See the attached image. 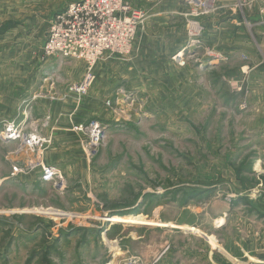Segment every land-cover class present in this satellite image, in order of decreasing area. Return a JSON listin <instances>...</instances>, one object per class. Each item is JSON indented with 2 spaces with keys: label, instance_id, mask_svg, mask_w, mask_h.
I'll list each match as a JSON object with an SVG mask.
<instances>
[{
  "label": "rangeland",
  "instance_id": "rangeland-1",
  "mask_svg": "<svg viewBox=\"0 0 264 264\" xmlns=\"http://www.w3.org/2000/svg\"><path fill=\"white\" fill-rule=\"evenodd\" d=\"M73 1L77 0H0V119L20 110L14 103L25 92L15 87L35 70L34 62L45 59L38 55L50 21ZM246 1L242 0V9ZM187 13L189 9L183 10L184 19H177L182 21L178 31H183L179 33L184 35V44L193 38L194 24L188 25L187 20L195 21ZM145 24L137 27L122 53L103 50L92 62L53 58L68 60L70 70H83V75L90 68L94 80L89 91L97 70L141 74L151 65L152 50L143 36L159 33V26ZM202 34L197 48L202 53L195 49L189 59L198 66L196 59L206 58L207 52L221 55L212 46L204 47ZM163 40L173 45L165 36ZM214 46L222 48L221 43ZM242 58L239 53L221 59L204 75L201 70L191 74L182 70L181 77L187 79L180 91L182 100L179 87L174 90L180 83L174 75L180 73L174 71L177 64L171 58L161 61L166 63L168 77L167 95L162 99L154 96L144 106L134 89L120 86L137 101L124 103L123 95L117 104L107 105L104 100L101 105L108 108L110 120L102 123L106 138L92 158L83 149V136L73 130L83 119L95 118L89 105L84 109L81 105L89 91L80 102L69 98L71 131L66 136L62 133L63 140L51 137L44 151L46 160L65 168L58 167L66 179L65 190L59 193L35 176L20 180L4 176L0 182V264H125L130 257L144 264L147 249L170 242L177 227L193 233L177 237L175 245L194 250L209 245L208 264H264V170L259 165L251 170L250 151L264 147V106L247 107L243 101L247 86L256 81L263 84L260 98L264 103V71L245 76ZM207 224L211 225L208 231ZM129 232L142 239H128ZM122 236V240L115 238ZM175 254L182 264L207 261L200 252L191 256L188 249L186 255Z\"/></svg>",
  "mask_w": 264,
  "mask_h": 264
},
{
  "label": "crops",
  "instance_id": "crops-1",
  "mask_svg": "<svg viewBox=\"0 0 264 264\" xmlns=\"http://www.w3.org/2000/svg\"><path fill=\"white\" fill-rule=\"evenodd\" d=\"M128 1L138 8H140L139 6H141V9L144 8L150 13V15L148 16L150 19H146L145 22L147 26L148 24L150 25V23H153V25L157 27L159 26V33L155 34L154 36H143V39H147V41L152 44V50L150 53L151 65H149V69L141 70V74H139V72H137L136 70L96 71L95 85L91 89V91H89V94L85 97L81 105H83L82 109H84L86 105H89L90 115L94 116L95 118H98L101 123H104L105 120H110V116H108L110 115L108 108H103L101 104L105 102L104 100L107 101L108 99H114L115 93L120 86L126 87L127 90L134 89L135 93L137 94V97H142L140 98L144 106L148 105L154 96L160 97L159 99H162L165 95H167L166 85L168 83V77L166 76L167 70H165L164 66L166 63L162 64L161 61L169 60L171 55L175 51L182 48L185 41L184 35H182L183 31H178V23H181L182 21L177 20L184 19L182 17V11L186 10V7L183 5L182 1ZM216 1L219 5H222V8L216 14L203 17L199 21L202 24V39L204 47L212 46V49H217L218 54L220 53L224 58L232 57L235 56V54L242 53V74H244L245 76L252 75L253 72L256 71H264V0H253L251 2L252 4L250 7L245 6L242 11L238 10V13L232 12L229 9V7L236 3L238 0ZM155 3L161 4V7ZM163 25H165L166 27L164 28ZM252 31L254 35L252 34ZM179 32H182V34L180 35ZM164 36L167 38L168 44L172 43L173 45H167V43L163 40ZM216 43H221L222 48L214 46V44ZM197 50V52L202 53L201 49ZM40 56L41 54L38 55V57ZM201 59L203 62L201 67L194 62L191 63L192 61L190 60H188V63H186V65L184 66H175L174 71H179L178 73H180L174 75V78H176V76L178 75L177 77H179L180 80V83H177L178 85L176 84V88H174L175 92H177V87H179V98L180 91H182V85H186L187 81L186 78L181 77L182 70H190L183 71L189 72L190 74L193 73V70H201L200 73L204 75L205 73L207 74L209 70H213L215 68L214 65H217L215 64V62L208 64V61L204 57ZM57 60L58 59L50 57L42 59L41 61L38 60L37 62L33 63L35 70H31L30 74L27 75L25 80L23 79V82L19 83L15 87V89L18 88L20 89V91L25 92L20 97L21 100L19 101V103L17 100V102L15 101L14 103L17 108H20L21 112L20 110H17L15 116L7 118H16L20 121L23 117L22 114L24 112L25 114H27V128L36 129L41 136L50 135L54 138V140L56 138H60L61 140H63L65 137L62 136V133H65L66 136L71 131L72 122H70L69 119L72 104L67 101H49L44 96H34L42 93L45 94L47 92H64L67 84H69L70 81L80 80L84 72L83 70H70V68L72 67V63L68 60ZM57 66L60 67L59 70H54V68ZM78 66L81 67V65L79 64ZM122 73L123 75L126 74V76H122ZM47 77L52 79V83L54 82L52 88L49 87L48 80H43ZM261 85L263 86L262 82L258 83L257 85L255 81L251 82L247 86L249 88V92L244 96L243 99V101H245V104H247V107L253 106L256 108L264 106L263 100L262 98H260V92L262 90ZM179 100L182 99L180 98ZM45 117H47L48 119L46 120ZM260 118L262 117L260 116ZM4 119L6 118H2L0 119V121ZM79 119L81 118L79 117ZM86 119L88 118H85L83 120L86 121ZM46 121L47 125L43 126L44 122ZM14 147L15 142L0 141V182L4 178V176H7V178H14L16 180L19 178L21 179L24 176H35L38 180L37 173H32L29 175L11 176L9 162L4 160V156L7 152H10ZM62 151L63 150L61 149V154L62 156H64L65 153ZM250 151L252 152L251 161H254L252 162L251 170H257V165H259L260 169L264 170V147L261 146L258 149L253 147ZM15 159L19 158L16 157ZM46 161L50 164L55 163L50 162L48 159ZM57 167H59L63 171V165V168L60 166V164H57ZM32 177H27V179L32 181L34 180V178ZM263 220L264 218L262 219V221ZM169 225L165 224V226L170 229L174 227H171V225ZM207 226L211 225L207 224L206 228ZM177 228L178 229L173 232L176 233V236L173 237L174 240L171 239L170 242L165 241L164 244L158 246L159 248L156 246V244H152L147 249V254L144 257V264H182V261L178 259L175 252H178L180 256L183 255V253L186 255V249H188V253L191 256H199L200 252L201 257L202 255H204L207 260L205 264H208L209 245H203L206 246L205 249L195 248L196 250H194V247L184 248L183 246L175 245V239L177 237L183 236L184 234V237L188 238V236H185V233H193L191 230H188L187 227ZM206 230L208 231V228ZM123 237L124 236L115 238L122 240ZM138 237L139 239H142V235L136 234L135 232H129L127 236L128 239H136Z\"/></svg>",
  "mask_w": 264,
  "mask_h": 264
},
{
  "label": "built area",
  "instance_id": "built-area-1",
  "mask_svg": "<svg viewBox=\"0 0 264 264\" xmlns=\"http://www.w3.org/2000/svg\"><path fill=\"white\" fill-rule=\"evenodd\" d=\"M247 1L245 3L250 7L253 0ZM182 2L186 10L189 9L187 16L195 21L187 20L188 25L194 24L190 34L193 37L192 40L185 43L170 57L178 66L186 65L188 60L195 56V49L200 45L202 31L199 25L200 19L216 14L222 8L216 0H182ZM229 9L232 12L242 11V0H238ZM147 17L143 9L132 5L127 0L73 1L51 19L41 57L81 58L92 62L103 50L122 53L128 48L129 43H132L137 27L143 25ZM205 55L208 64L224 59L222 55H216L212 51ZM196 61H199L201 67L202 59H196ZM89 69L81 80L67 84L64 92H47L34 97L44 96L49 101H68L69 98H74L77 102L82 101L94 80V75ZM43 80H48L50 88L54 85L49 77ZM119 95L125 98L124 103L133 104L137 101L130 92L119 88L114 99H108L106 104H117L120 100ZM22 116L20 121L16 118H6L0 122V141L15 142V147L4 156V159L9 162L11 176L37 173L40 182L49 183L57 192L62 193L66 187L63 173L55 164L48 163L43 157L46 147L51 144V136H41L36 129L27 128V114L23 112ZM45 119L48 118L45 117ZM46 125L47 121L43 126ZM73 130L83 136V149L89 158H92L97 153V149L104 144L106 129L98 119L92 118L82 124L74 125ZM21 155L25 157L15 159ZM136 263V258L130 257L125 264Z\"/></svg>",
  "mask_w": 264,
  "mask_h": 264
},
{
  "label": "bare ground",
  "instance_id": "bare-ground-1",
  "mask_svg": "<svg viewBox=\"0 0 264 264\" xmlns=\"http://www.w3.org/2000/svg\"><path fill=\"white\" fill-rule=\"evenodd\" d=\"M111 264H113V262Z\"/></svg>",
  "mask_w": 264,
  "mask_h": 264
}]
</instances>
